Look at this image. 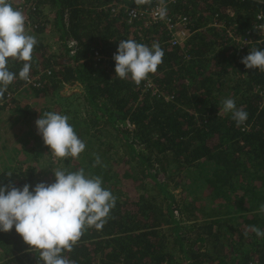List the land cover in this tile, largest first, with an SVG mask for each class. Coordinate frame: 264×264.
<instances>
[{"label": "trees", "instance_id": "16d2710c", "mask_svg": "<svg viewBox=\"0 0 264 264\" xmlns=\"http://www.w3.org/2000/svg\"><path fill=\"white\" fill-rule=\"evenodd\" d=\"M31 1L34 12L27 19L35 17L38 43L30 78L41 76L33 93L52 99L64 85L77 84L88 117L69 119L86 145L78 158H56L34 129L27 139L32 140V161H55L56 169L66 172L82 168L87 176L101 177L102 186L116 197L103 228H87L63 255L75 264H264V237L249 229L264 230L259 210L264 204V72L241 63L251 50H264V36L256 28L258 15L264 16L261 0H163L169 15L188 21L189 36L177 46L160 24L145 26L144 19L128 23L108 8L120 3L149 11L155 0L144 5L134 0ZM48 26L57 35L59 53H51L44 42ZM227 31L247 43L235 44ZM124 39L149 47L160 44L163 62L147 79L171 101L143 91L145 80L137 85L117 77L114 62L93 59V51L105 56L117 52ZM23 63L8 61L17 78L0 98L4 124L7 116L37 114L14 97L26 82L18 76ZM226 98L248 113L244 124L237 126L232 114L223 111ZM45 112L51 111L44 109L39 116ZM108 128L112 132L104 133ZM102 136L129 159L114 161L101 153L92 141L100 144ZM23 164H2L0 185L55 182V175L39 177ZM158 169L172 170L181 179L164 181ZM0 248V264H43L15 227L0 232Z\"/></svg>", "mask_w": 264, "mask_h": 264}, {"label": "clouds", "instance_id": "9594fccd", "mask_svg": "<svg viewBox=\"0 0 264 264\" xmlns=\"http://www.w3.org/2000/svg\"><path fill=\"white\" fill-rule=\"evenodd\" d=\"M134 3L144 5L151 0H134ZM165 15L166 9L162 8L159 16ZM28 21L36 24L34 16L27 19L10 0H0V98L17 78V74L9 70V58L24 62L18 76L25 81L30 79V62L38 41L33 35L35 27L26 29ZM257 27L264 29V25ZM163 57L164 50L158 42L149 47L133 39L120 40L113 57L116 76L131 78L139 85L156 72ZM241 63L247 69L264 72V50H251ZM222 105L225 113L232 114L237 126L247 121L248 113L237 108L234 99L226 98ZM35 124L44 144L56 158L75 159L85 150V142L79 138L67 115L45 112ZM99 162L97 156L96 163ZM54 175L55 182L51 184L40 182L32 187L26 183L22 188L13 183L0 185V232L7 233L15 227L24 243L39 252L43 264H75L63 253L73 250L87 228H103L116 197L102 186L101 177L87 176L82 168L74 172L58 168ZM259 210L264 212V204ZM249 229L256 236L264 237V230L256 226H249Z\"/></svg>", "mask_w": 264, "mask_h": 264}, {"label": "rangeland", "instance_id": "374dc122", "mask_svg": "<svg viewBox=\"0 0 264 264\" xmlns=\"http://www.w3.org/2000/svg\"><path fill=\"white\" fill-rule=\"evenodd\" d=\"M47 28L48 32H46L43 37L44 42L48 45L51 53H59L61 47L58 42L57 35L50 26H48ZM81 95V88L78 85L64 86L52 99H40L35 96L33 90L26 86H23L18 91H16L14 97L18 99L20 104L22 106H27L30 109H34L37 114L29 118H22L21 116H7L6 124L0 122V135H2L0 143H3L2 150H0V166L2 164H17L20 166L21 161H24L22 167L29 166V168L35 169L39 177H47L51 174L54 175V171L56 170L55 161H32L31 151H28L32 147V140L27 143V139L29 140L32 138V131H34V129H37L35 121L40 118L39 113L44 109H49L51 112H57L63 115H67L69 119L77 118L79 119V121H81L80 118L83 117L84 120L87 116H84L85 108L83 107L84 103ZM152 96L154 95L152 94ZM80 128L86 129V127L82 126V124L80 125ZM107 131L112 132V129L108 128L104 131V133H106ZM102 138V143L100 144H94L92 141L93 146H101V149L104 150V152L101 153H104L105 156L112 157L113 159H115L114 161H120V159L123 158L125 161L126 159H129L126 155H124V153H122V148L114 145V141H110L108 139V136L107 138L102 136ZM107 144H112V146L110 148H107ZM27 155H29L30 157H27ZM103 160H108V158L104 157ZM127 167L128 166H124V170ZM157 174L159 178H164V181L165 179H173V181L179 182L181 179L180 175L174 174L172 170L164 172L159 171L158 169ZM182 176L184 175L182 174ZM136 185H138V183H136ZM170 185L172 186L174 184L170 182ZM149 191L151 192L150 194H154V190L150 189ZM179 192L180 189L178 188L176 190L177 196L179 195ZM1 259L2 253L0 254V261Z\"/></svg>", "mask_w": 264, "mask_h": 264}, {"label": "built area", "instance_id": "2783aa9c", "mask_svg": "<svg viewBox=\"0 0 264 264\" xmlns=\"http://www.w3.org/2000/svg\"><path fill=\"white\" fill-rule=\"evenodd\" d=\"M14 8H18L22 10L25 17L32 15L34 11V4L31 0H10ZM261 4L264 5V0H261ZM112 15L122 14L126 17L128 23H132L135 20L144 19V24L146 25H153V24H160L162 29L165 30L168 35L170 36L171 44L174 46L181 45L189 36L188 31L186 30L187 26V18L182 15H169L168 13V4L163 0H155V4L149 9V11L137 9V8H129L124 4L120 3H113L108 6ZM164 8L166 9V15L161 18L159 16V11ZM264 25V16L261 13L257 17V25L256 28L262 32L264 36V29H260L257 26ZM36 28V24L33 25L30 21L26 23V29ZM228 38H230L235 44L237 45H245L247 43L246 39L235 36L231 31H227ZM75 45V42H70L69 46L72 48ZM73 53V52H72ZM114 54L116 52L110 53L109 56H105L98 51H93L92 57L93 59L100 61L105 60L107 63L114 62L113 59ZM41 76L38 75L36 77L30 78L29 81L25 82V86H32L37 87L40 85ZM143 91H150L151 95L153 94L163 96L165 102L171 101L172 97L170 95L161 94L158 88H156L150 80L146 79L143 84ZM264 97V91H263ZM2 251L0 250V254ZM1 262V261H0ZM42 264V263H40Z\"/></svg>", "mask_w": 264, "mask_h": 264}]
</instances>
